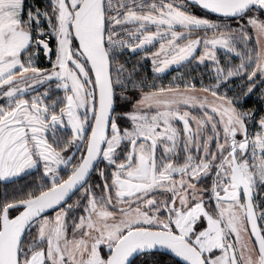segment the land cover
Instances as JSON below:
<instances>
[{
	"label": "snow or ice",
	"instance_id": "obj_1",
	"mask_svg": "<svg viewBox=\"0 0 264 264\" xmlns=\"http://www.w3.org/2000/svg\"><path fill=\"white\" fill-rule=\"evenodd\" d=\"M0 264H264V0H0Z\"/></svg>",
	"mask_w": 264,
	"mask_h": 264
},
{
	"label": "trees",
	"instance_id": "obj_2",
	"mask_svg": "<svg viewBox=\"0 0 264 264\" xmlns=\"http://www.w3.org/2000/svg\"><path fill=\"white\" fill-rule=\"evenodd\" d=\"M172 74H175V73H172ZM168 78L170 79V76ZM164 83H167V79L164 81Z\"/></svg>",
	"mask_w": 264,
	"mask_h": 264
}]
</instances>
